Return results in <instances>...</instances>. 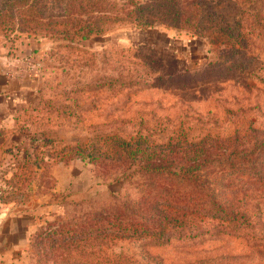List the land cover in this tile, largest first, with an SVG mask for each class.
I'll use <instances>...</instances> for the list:
<instances>
[{
    "label": "rangeland",
    "instance_id": "obj_1",
    "mask_svg": "<svg viewBox=\"0 0 264 264\" xmlns=\"http://www.w3.org/2000/svg\"><path fill=\"white\" fill-rule=\"evenodd\" d=\"M43 10L53 12L49 2ZM166 23H110L79 41L0 15V54L31 83L0 119V264H34L31 235L57 214L89 206L77 203L133 195L122 162L102 154L122 138L162 141L173 132L197 137L264 125L262 80L212 52L227 36ZM206 226L210 232L165 242L117 239L111 249L133 264H264V220L221 234Z\"/></svg>",
    "mask_w": 264,
    "mask_h": 264
},
{
    "label": "trees",
    "instance_id": "obj_2",
    "mask_svg": "<svg viewBox=\"0 0 264 264\" xmlns=\"http://www.w3.org/2000/svg\"><path fill=\"white\" fill-rule=\"evenodd\" d=\"M127 1L38 0L36 6L34 0H5L0 15L79 41L125 20L141 29L158 21L177 29L212 27L228 38L222 47V41L213 43L212 52L228 54L237 69L264 83V0ZM102 154L122 162L121 177L133 181V195L83 201L76 207L89 206L46 221L31 235L34 264H133L111 249L117 239L165 242L210 232L208 224L221 234L264 220V125L197 137L173 132L162 141L136 133Z\"/></svg>",
    "mask_w": 264,
    "mask_h": 264
},
{
    "label": "crops",
    "instance_id": "obj_3",
    "mask_svg": "<svg viewBox=\"0 0 264 264\" xmlns=\"http://www.w3.org/2000/svg\"><path fill=\"white\" fill-rule=\"evenodd\" d=\"M17 73L5 54H0V119L9 114L10 108L23 100L31 85L26 73Z\"/></svg>",
    "mask_w": 264,
    "mask_h": 264
}]
</instances>
